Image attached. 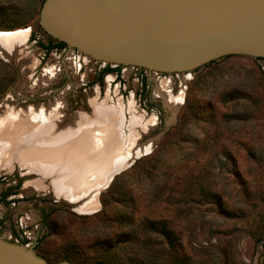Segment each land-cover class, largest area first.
Masks as SVG:
<instances>
[{
    "label": "rangeland",
    "instance_id": "obj_1",
    "mask_svg": "<svg viewBox=\"0 0 264 264\" xmlns=\"http://www.w3.org/2000/svg\"><path fill=\"white\" fill-rule=\"evenodd\" d=\"M41 8L0 0V34L25 35L0 45V117L48 109L61 131L108 108L125 154L154 146L113 175L92 209L61 198L53 176L18 159L0 165V194L18 189L0 203V238L50 264H264V103L183 72L104 73L110 64L76 49L48 52Z\"/></svg>",
    "mask_w": 264,
    "mask_h": 264
},
{
    "label": "water",
    "instance_id": "obj_2",
    "mask_svg": "<svg viewBox=\"0 0 264 264\" xmlns=\"http://www.w3.org/2000/svg\"><path fill=\"white\" fill-rule=\"evenodd\" d=\"M37 1L42 28L69 49L110 64L183 72L264 103V0ZM0 264L50 263L0 238Z\"/></svg>",
    "mask_w": 264,
    "mask_h": 264
},
{
    "label": "bare ground",
    "instance_id": "obj_3",
    "mask_svg": "<svg viewBox=\"0 0 264 264\" xmlns=\"http://www.w3.org/2000/svg\"><path fill=\"white\" fill-rule=\"evenodd\" d=\"M24 38L25 35L19 33L15 36L0 34V45L18 46ZM178 100L179 97L175 100L176 104ZM47 110L34 112L27 118L13 111L15 114L5 115V118L0 117V165L5 167L13 159H18L23 166H27L32 171L53 176L52 185L56 189L55 192H58L61 198L63 196L83 209H92L96 206L98 192L109 183L118 167L126 166L128 162L149 152L154 146V141L144 145L137 144L125 154L121 146L120 149L118 148L121 137L118 132H114L118 130L120 122L116 123L113 120V113L108 108L99 107L96 112L98 120L89 122L82 121L84 118L79 114L80 122L76 120L75 127H66L68 129L63 128L64 130L61 131H58V120L55 122V117ZM102 121L104 126L96 125L97 122ZM140 123L134 124L132 134L130 133L132 140H136L139 136ZM100 129L108 131L106 136L102 135ZM102 136L105 137V141L102 140ZM97 147L101 148L97 150ZM68 153H71V163L66 159ZM63 160H67V164ZM72 167H75V173L72 172L74 171Z\"/></svg>",
    "mask_w": 264,
    "mask_h": 264
},
{
    "label": "trees",
    "instance_id": "obj_4",
    "mask_svg": "<svg viewBox=\"0 0 264 264\" xmlns=\"http://www.w3.org/2000/svg\"><path fill=\"white\" fill-rule=\"evenodd\" d=\"M54 40H57V42H54ZM40 46H42L43 48H45L48 52H50L51 50L55 49V48H63L66 47L67 44L63 41H60L54 37L51 36V40L49 43H40ZM118 71L120 73L121 70V65H119L117 68L112 67L111 65H107L105 67V69L103 70L104 73L106 72H113V71Z\"/></svg>",
    "mask_w": 264,
    "mask_h": 264
},
{
    "label": "flooded vegetation",
    "instance_id": "obj_5",
    "mask_svg": "<svg viewBox=\"0 0 264 264\" xmlns=\"http://www.w3.org/2000/svg\"><path fill=\"white\" fill-rule=\"evenodd\" d=\"M110 64V63H108ZM112 65V64H110ZM123 65H121L122 67ZM103 71V70H102ZM17 188H9V189H6L5 191H3L1 194H0V203H4V204H10L12 202V200L15 201V198L14 197V194L17 192ZM1 224H4V221H0ZM14 235H17V236H20L18 230L16 228H13L12 229Z\"/></svg>",
    "mask_w": 264,
    "mask_h": 264
}]
</instances>
